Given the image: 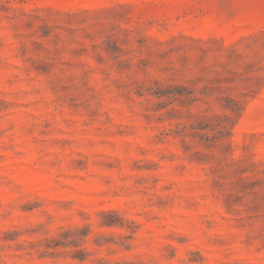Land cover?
Listing matches in <instances>:
<instances>
[{
	"label": "rangeland",
	"instance_id": "rangeland-1",
	"mask_svg": "<svg viewBox=\"0 0 264 264\" xmlns=\"http://www.w3.org/2000/svg\"><path fill=\"white\" fill-rule=\"evenodd\" d=\"M0 264H264V0H0Z\"/></svg>",
	"mask_w": 264,
	"mask_h": 264
}]
</instances>
